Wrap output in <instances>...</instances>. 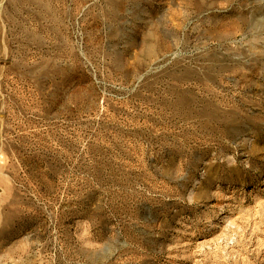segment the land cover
<instances>
[{"label": "rangeland", "instance_id": "obj_1", "mask_svg": "<svg viewBox=\"0 0 264 264\" xmlns=\"http://www.w3.org/2000/svg\"><path fill=\"white\" fill-rule=\"evenodd\" d=\"M0 264H264V0H0Z\"/></svg>", "mask_w": 264, "mask_h": 264}]
</instances>
